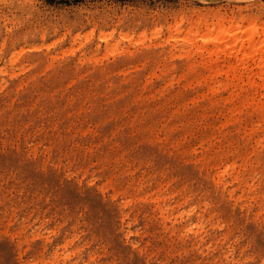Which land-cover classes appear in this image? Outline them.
I'll return each instance as SVG.
<instances>
[{
  "label": "rangeland",
  "instance_id": "1",
  "mask_svg": "<svg viewBox=\"0 0 264 264\" xmlns=\"http://www.w3.org/2000/svg\"><path fill=\"white\" fill-rule=\"evenodd\" d=\"M237 25L264 0H0V264H264Z\"/></svg>",
  "mask_w": 264,
  "mask_h": 264
},
{
  "label": "bare ground",
  "instance_id": "2",
  "mask_svg": "<svg viewBox=\"0 0 264 264\" xmlns=\"http://www.w3.org/2000/svg\"><path fill=\"white\" fill-rule=\"evenodd\" d=\"M209 31L213 32L211 29ZM221 33L225 34V30H222L220 28L219 35ZM247 33V38L243 37L242 34ZM224 34L220 35L221 37L216 38V42L222 41L224 38ZM260 36V33L258 32L257 28L250 27L248 29H243L241 25H237L234 31H230L227 34H225V39L228 40L229 38L234 37V42L230 45L227 44L228 49L235 48L239 52H247L249 51V54L256 57L258 54H263L264 56V40H256L257 37ZM241 63H245L247 61V58L240 60ZM229 167H227L224 171V174L229 171Z\"/></svg>",
  "mask_w": 264,
  "mask_h": 264
},
{
  "label": "trees",
  "instance_id": "3",
  "mask_svg": "<svg viewBox=\"0 0 264 264\" xmlns=\"http://www.w3.org/2000/svg\"><path fill=\"white\" fill-rule=\"evenodd\" d=\"M76 1V0H75Z\"/></svg>",
  "mask_w": 264,
  "mask_h": 264
}]
</instances>
